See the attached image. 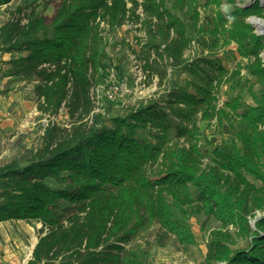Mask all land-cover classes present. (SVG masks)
Instances as JSON below:
<instances>
[{
	"label": "trees",
	"instance_id": "1",
	"mask_svg": "<svg viewBox=\"0 0 264 264\" xmlns=\"http://www.w3.org/2000/svg\"><path fill=\"white\" fill-rule=\"evenodd\" d=\"M53 1L49 21L52 0H30L0 24V52L9 56L2 76L34 81L38 110L52 116L65 107L69 118L68 128L48 124L38 147L0 164V222H40L26 264H153L126 246L152 223L191 243L185 219L200 212L232 223L246 242L232 246L212 231L200 264H264V215L248 222L264 209V42L245 22L264 15L259 1L212 17L210 49L234 42L252 79V104L234 96L220 107L216 87L228 69L214 55L184 57L199 0ZM125 23L146 35L140 53L148 77L163 81L166 69L151 65L165 56L188 80L124 115H105L94 110L90 89L104 71L102 34ZM201 118L231 131L209 156L198 145Z\"/></svg>",
	"mask_w": 264,
	"mask_h": 264
},
{
	"label": "rangeland",
	"instance_id": "2",
	"mask_svg": "<svg viewBox=\"0 0 264 264\" xmlns=\"http://www.w3.org/2000/svg\"><path fill=\"white\" fill-rule=\"evenodd\" d=\"M29 1L13 0L8 5L0 6V24L12 16L17 5L27 4ZM199 1V5L196 6L199 17L195 28L191 25V21L188 22V28L192 34L184 57L191 61L200 56L214 55L228 69L227 78H224V81H221L216 87L218 107L222 106L225 100L234 96H239L245 103L252 104L249 96L252 79L246 73L248 58L238 54L234 42H230L226 46L222 45L220 40L215 48L210 49L209 44H212L213 37L211 33L213 29L211 28L212 17L218 9L225 11L233 6L245 7L252 5L254 1H259L264 10V0H233V2L221 0L219 5L213 2L205 5L203 0ZM55 7L56 2L52 0L45 11L47 21L51 19ZM137 14L141 18L144 17L141 10H138ZM253 19L264 21V15H250L245 18V22L251 26L253 33L263 36L264 42V27L256 28L251 22ZM228 23L225 24V27L228 26ZM139 27L140 24L125 23L113 32L102 34L104 54L100 63L104 71L102 78L93 85L95 89L90 95L96 112L105 115H124L141 102L157 99L171 87L188 80L186 72L180 73L178 70L172 72L169 66L170 59L165 56L156 61V64H152L153 60H149L152 62L151 67H156L159 70L166 69L163 81L159 82L157 73L147 76L140 53L141 47L146 42V35L142 30H139ZM7 57H9L7 54L0 52V69L3 67L1 61ZM259 57L264 65V46ZM110 69L118 78L125 80L129 88L127 95L113 102L108 101L104 94L107 88L104 78L107 77V73H110ZM233 72L238 73L233 74ZM33 85L34 81L15 80L3 77L0 73V164L22 155L29 149L38 147L43 129L48 124L69 127V118L65 107L52 116L38 110L37 99L33 94ZM197 126L201 132L197 136L198 145L207 156L212 155L214 149L221 147L231 134L229 126L223 123L217 124L216 118L209 120L201 118L198 120ZM203 161L206 163L207 158H204ZM246 178L254 183L253 185L261 186L250 176H246ZM262 215H264V209L255 210L254 216L248 217L250 226L253 227L254 220ZM185 222L192 234L191 243L181 242L170 232L164 235L159 224L152 223L141 231L126 248L134 255L151 261L153 264H200L206 254V244L212 231L227 234L232 246L246 245L245 240L239 238L236 233L237 229L232 223L224 226L221 220L214 215L201 212L189 214ZM39 227L40 222L35 220H9L0 224V248L1 251H6L2 255L7 259V264L26 263L38 237Z\"/></svg>",
	"mask_w": 264,
	"mask_h": 264
},
{
	"label": "built area",
	"instance_id": "3",
	"mask_svg": "<svg viewBox=\"0 0 264 264\" xmlns=\"http://www.w3.org/2000/svg\"><path fill=\"white\" fill-rule=\"evenodd\" d=\"M106 76L107 77L104 78V83L107 88L104 94L108 101L113 102L119 98L121 99L129 93V88L125 80L118 78L112 69H110V73H107ZM93 89H95L94 86L90 89V95Z\"/></svg>",
	"mask_w": 264,
	"mask_h": 264
},
{
	"label": "bare ground",
	"instance_id": "4",
	"mask_svg": "<svg viewBox=\"0 0 264 264\" xmlns=\"http://www.w3.org/2000/svg\"><path fill=\"white\" fill-rule=\"evenodd\" d=\"M252 24L258 28V29H262L264 27V21L262 20H259V19H253L252 21ZM261 33V32H260Z\"/></svg>",
	"mask_w": 264,
	"mask_h": 264
},
{
	"label": "crops",
	"instance_id": "5",
	"mask_svg": "<svg viewBox=\"0 0 264 264\" xmlns=\"http://www.w3.org/2000/svg\"><path fill=\"white\" fill-rule=\"evenodd\" d=\"M3 222H7V221H2V222H0V224H2ZM36 242V241H35ZM4 252H6V251H1V248H0V264H7L6 263V261H7V259L5 258V256L4 255H2ZM28 261V260H27ZM27 261H26V263H27ZM25 263V264H26Z\"/></svg>",
	"mask_w": 264,
	"mask_h": 264
}]
</instances>
